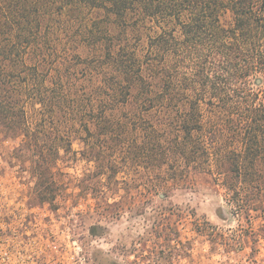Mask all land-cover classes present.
<instances>
[{"label": "trees", "instance_id": "trees-1", "mask_svg": "<svg viewBox=\"0 0 264 264\" xmlns=\"http://www.w3.org/2000/svg\"><path fill=\"white\" fill-rule=\"evenodd\" d=\"M0 122L33 152L39 203L60 206L57 164L80 139L102 216L209 172L264 208V0H0Z\"/></svg>", "mask_w": 264, "mask_h": 264}, {"label": "rangeland", "instance_id": "rangeland-1", "mask_svg": "<svg viewBox=\"0 0 264 264\" xmlns=\"http://www.w3.org/2000/svg\"><path fill=\"white\" fill-rule=\"evenodd\" d=\"M25 143L20 132L0 122L1 151L33 174L35 157ZM89 153L83 140H74L73 154L62 150L56 169L65 187L59 193V207L68 214L71 235L79 241L89 264H110L111 259L120 264H264V208L236 206L237 197L214 172L197 174L193 188L170 192L167 199L155 196L152 205L139 210L126 205L120 218L115 216V206L109 208L111 215L102 216L91 190L97 163L88 158ZM102 183L116 189L114 180L104 177ZM120 187L126 185L121 182ZM106 191L110 204L120 197L128 202L145 197L143 188L128 194L121 189L117 195ZM201 217L224 235L223 246L216 249L213 237L198 233L208 231ZM70 253L71 257L72 249Z\"/></svg>", "mask_w": 264, "mask_h": 264}, {"label": "built area", "instance_id": "built-area-1", "mask_svg": "<svg viewBox=\"0 0 264 264\" xmlns=\"http://www.w3.org/2000/svg\"><path fill=\"white\" fill-rule=\"evenodd\" d=\"M36 184L34 171L0 148V264H89L71 235L68 214L36 202Z\"/></svg>", "mask_w": 264, "mask_h": 264}, {"label": "water", "instance_id": "water-1", "mask_svg": "<svg viewBox=\"0 0 264 264\" xmlns=\"http://www.w3.org/2000/svg\"><path fill=\"white\" fill-rule=\"evenodd\" d=\"M260 84H261V80L258 79V80H257V85H260ZM223 211H224V209H223Z\"/></svg>", "mask_w": 264, "mask_h": 264}]
</instances>
